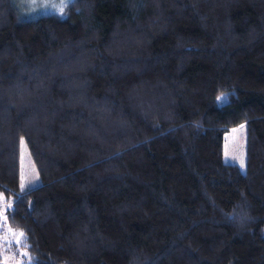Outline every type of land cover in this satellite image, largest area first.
<instances>
[{
    "label": "trees",
    "instance_id": "obj_1",
    "mask_svg": "<svg viewBox=\"0 0 264 264\" xmlns=\"http://www.w3.org/2000/svg\"><path fill=\"white\" fill-rule=\"evenodd\" d=\"M0 195L30 264H264V0H0Z\"/></svg>",
    "mask_w": 264,
    "mask_h": 264
},
{
    "label": "rangeland",
    "instance_id": "obj_2",
    "mask_svg": "<svg viewBox=\"0 0 264 264\" xmlns=\"http://www.w3.org/2000/svg\"><path fill=\"white\" fill-rule=\"evenodd\" d=\"M69 0H10L16 14L21 18L34 17L41 13H61ZM224 93L218 100L224 99ZM245 132L244 124L228 128L222 133L221 159L234 162L240 170L245 168ZM19 187L29 188L39 183V177L29 155L23 138L19 139ZM0 195V264H30L32 259L24 245L23 233L7 224L3 210L6 206Z\"/></svg>",
    "mask_w": 264,
    "mask_h": 264
}]
</instances>
